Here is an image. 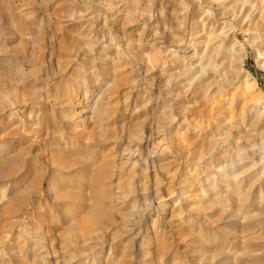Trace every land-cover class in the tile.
<instances>
[{
  "label": "rangeland",
  "instance_id": "374dc122",
  "mask_svg": "<svg viewBox=\"0 0 264 264\" xmlns=\"http://www.w3.org/2000/svg\"><path fill=\"white\" fill-rule=\"evenodd\" d=\"M0 264H264V0H0Z\"/></svg>",
  "mask_w": 264,
  "mask_h": 264
}]
</instances>
